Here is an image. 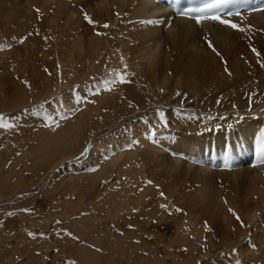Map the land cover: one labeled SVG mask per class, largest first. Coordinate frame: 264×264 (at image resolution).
I'll return each mask as SVG.
<instances>
[{
	"label": "bare ground",
	"instance_id": "obj_1",
	"mask_svg": "<svg viewBox=\"0 0 264 264\" xmlns=\"http://www.w3.org/2000/svg\"><path fill=\"white\" fill-rule=\"evenodd\" d=\"M81 9L97 22L95 29L85 22ZM254 9L241 10L240 17H232L236 22L252 26L251 31L241 34L210 21L197 26L190 17L176 15L160 0H0V36L11 40L17 56L25 53L36 82L49 79L38 75L41 66L57 68L59 65L60 79L66 84L74 82L79 86L78 91L89 85L85 82L90 77L103 79L107 72L122 70L124 65L120 58L123 56L132 74L131 82L116 86L117 89L109 93L111 99L125 96L135 103L150 100L152 95L159 97L160 91L168 95L167 99H173L176 92L183 94L191 82L199 81L198 84L193 82L190 89L210 110L197 117L188 108L179 112L180 106L172 101L167 110L168 128L158 130L161 135L158 139L157 134L151 139L148 153L160 158L152 165L156 172L180 175L188 171L186 174L198 183L194 186L197 194L193 198L183 197L186 218L179 219L180 214L172 213L167 217L172 219L167 226H158L163 230L173 226L183 228L180 223L184 221L190 231H197L208 240L255 238L264 234V165L250 148L255 145L259 131L264 129V69L256 63L257 57L250 51L249 44L256 47L264 59V11ZM115 13L120 14L119 18ZM148 19L159 22L153 25L139 22ZM104 23L111 27H100ZM34 31L39 35L29 37L23 44L14 39L18 37L16 34L26 36ZM94 31L106 35L96 36ZM204 37L212 41L227 61L231 76L224 72V63L207 47ZM61 88L60 82L58 91ZM107 94L90 98L102 100ZM217 100L224 106L217 104ZM87 147L91 150L95 147L99 156L106 154L94 141H89ZM225 150L231 157L228 168L225 167ZM176 151L181 153L178 157ZM183 155L188 162L182 161ZM118 158H123L122 152L116 153L115 159ZM148 194L150 192L140 193L134 198L131 192L125 191L105 207L104 220L109 217L113 223L120 224L123 234L109 224V230L101 229L99 222L103 221V216L99 210L102 207L92 212L90 225L98 233L94 237H88L86 232L79 234L106 250L107 258L103 261L119 258L126 262L134 257V261L142 263L151 256L152 264H163L149 244L143 247L132 240L133 236L141 237L139 233L122 225L123 220H132L128 202L136 201L135 205L141 207ZM112 205H119L113 213ZM174 207L165 211L173 212ZM229 208L247 227L232 220ZM125 214H129L128 217H124ZM190 215L193 218H189ZM205 222L211 231L205 232ZM159 231L151 233L163 241L166 237ZM75 244L72 247L76 255L85 260L97 258L101 253L85 244ZM137 248L143 249L142 255Z\"/></svg>",
	"mask_w": 264,
	"mask_h": 264
},
{
	"label": "rangeland",
	"instance_id": "obj_2",
	"mask_svg": "<svg viewBox=\"0 0 264 264\" xmlns=\"http://www.w3.org/2000/svg\"><path fill=\"white\" fill-rule=\"evenodd\" d=\"M16 36L24 37L23 34ZM0 42L12 45L11 48L0 49V114L19 117L17 129L0 130V264H70L72 261L75 264H124L125 261L119 258L103 261L107 258L106 250L96 251L101 252L97 258L85 260L76 255L72 245H94L91 248L102 249L99 244L79 234L86 232L88 237L96 236L98 230L90 225V217L95 209L101 207V229L109 230V224L117 233L123 234L120 224L113 223L109 217H106L107 220L104 218L107 204H112L113 199L118 200L125 191L131 192L134 198L140 193L150 192L147 199L141 202V207L135 205L136 201L128 202V213L132 220H123L122 225L129 231L139 233L141 237L133 236L132 240L143 247L149 244L163 264H235L236 260L240 264H264V234L250 237V241L249 237L221 241L208 240L204 235H198L197 231H190L184 221L180 223L183 228L168 226V229L163 230L158 226L172 221L167 218L169 212L160 208L162 203L168 206V211L173 206L183 209V213L174 210L172 213L180 214L179 219L186 218L183 197L193 198L197 194L194 186L198 183L186 174L188 171L177 175L175 172L162 174L154 170L152 165L160 158H153L148 153L151 147L148 130L155 131L157 139L161 136L157 132L165 127L159 126L155 112L158 109L163 111L168 122L167 110L172 101L180 106L179 112L188 108L197 117L204 116L210 110L209 106L201 103L190 89L199 81L191 82L182 96L175 94L173 99H167L168 95L164 91L159 92V97L152 95L148 102L142 100L133 103V99L125 96L111 99L109 93L102 100L90 98L94 103L79 105L83 111L77 112L71 120L62 122V126L52 132L41 126L39 117L25 110L45 104V108L52 111L57 108V102L74 109L72 96L67 92L77 85L74 82L66 84L60 79L56 67L45 66H41L38 75L49 77L48 81L44 78L42 82H36L25 53L20 52L17 56L14 45L6 37L0 36ZM45 69L49 71L45 72ZM107 73L103 79L108 78ZM189 79L192 80L191 77ZM22 81H28L30 88ZM60 82L62 88L58 91ZM85 83L91 86L92 81L89 79ZM46 102H50L51 107ZM133 140L139 143L130 150H121ZM89 141H94L106 150L104 155L109 158L102 160L103 155L99 156L93 147L89 157L82 159L80 164L65 163L78 156ZM117 152H122L123 158L115 159ZM180 154L175 152L177 157ZM182 157V161H187L186 155ZM97 164L98 171L88 173L85 170ZM205 172L201 174L202 177ZM148 180L153 183L146 185L145 181ZM105 181L107 183H103ZM160 192L165 194L163 198ZM202 196H206V193ZM116 207L119 208V205H112L111 213ZM22 209L31 211L23 212ZM9 212L13 215L8 216ZM189 218L193 217L190 215ZM57 220L62 223L57 225ZM232 220L237 221L235 218ZM64 229L79 239L63 235ZM157 229L166 237L163 241L151 233ZM28 232L36 233L37 236L31 238ZM40 233L44 235L41 237ZM252 244L256 247L253 248ZM142 248H137L139 255L143 254ZM233 249L237 251L233 252ZM150 258L147 262L137 263L132 257L125 264H152L153 258Z\"/></svg>",
	"mask_w": 264,
	"mask_h": 264
},
{
	"label": "snow or ice",
	"instance_id": "obj_3",
	"mask_svg": "<svg viewBox=\"0 0 264 264\" xmlns=\"http://www.w3.org/2000/svg\"><path fill=\"white\" fill-rule=\"evenodd\" d=\"M231 2H232V0H211L210 3H205L202 7L179 9V0H171V5L179 9L178 14L181 17H190L192 20H194V22L197 26L201 25L204 22L210 21L213 23H218V24H220V25H222V26H224V27H226V28H228L234 32L241 33V34H244L247 31H251V29H252L251 25H243L241 22H236L234 19H232V17H240L239 12L227 13V17H229V18H225V17L221 16L220 9L224 5L229 4ZM81 11H82L83 19L85 20V22L88 25L92 26L93 29H95L97 27V22L86 11H84L83 9H81ZM254 11H264V9H254ZM36 12L39 16V9H36ZM194 13L196 15H193ZM115 15L118 18L120 16L119 13H115ZM139 22L142 24L153 25V24L158 23L159 21L156 19H148V20H142ZM100 27H102L104 29H108L109 27H111V25L108 23H104L103 25H100ZM262 31H264V30H262ZM33 35H39V32L38 31L29 32L24 37L14 38V39H16L17 43L23 44L26 39H28L29 37H31ZM94 35L102 36V35H106V33L100 32V31H94ZM45 39H47V38H45ZM204 39H205V42L207 44V47L209 49H211V51L214 52L216 56L220 57L221 62L224 63V65H225L224 72L227 75L231 76L232 73H231L230 69L228 68L227 61L224 60L222 54L216 49V47L214 46V44L212 43L211 40H208L207 37H204ZM249 39H251V38H249ZM11 46H12L11 44H5V43L0 42V49H8V48H11ZM249 49L257 57L256 63L259 65V67L261 69H264V59H261L262 53L256 47H253L251 45V43L249 44ZM120 60H121V63L124 65L122 70L110 71L108 73V78H106V79H97L96 77H90L89 79H90V81H92L91 86L86 84L82 91L77 90L79 88V86H76L71 90V93H70L72 96L71 103L76 105V107L74 109L66 108L63 103L57 102V108L53 109L52 111H48L45 108V104H40L38 106L33 107L32 109H28L25 111L31 112V115L34 117H39L41 126L43 128L48 129L52 132L57 131L62 126V122L71 120L77 112L83 111V108L79 107V105L86 104V103H94V101L91 100L90 97L98 96L104 92L111 93V92L115 91L116 86L124 85V84L131 82L129 77L132 74L128 71V66L124 62V57L121 56ZM59 67L60 66L57 65L58 69H59ZM48 71H49L48 69H45V72H48ZM22 83L26 87L30 88V84L28 81H22ZM176 95L180 96L182 94L178 91L176 93ZM250 100H251V97H250ZM220 102H221L220 100H217V104H220ZM46 103H48L49 107H51L50 102H46ZM130 106H131V104H130ZM233 107H235V105H233ZM104 111H107V109H105ZM155 116L159 120V126L165 127V128L168 127V124L165 121V114L163 111H161L159 109L156 110ZM221 119H223V117H221ZM145 123H148V121H145ZM18 127H19V117H5L3 114H0V130L10 131V130L17 129ZM217 127H219V125H217ZM229 127H231V125H229ZM148 131L150 133L148 138L152 139L156 135V132L152 131L150 129ZM138 143H139L138 140H133L132 143L128 144L125 148H122L121 150H130L133 147V145L138 144ZM254 150H255V155H256L257 160L260 162V164L264 165V129H261L259 131L258 135L255 137V149ZM89 154H90V149L88 147H85L84 150L81 151L78 156L74 157L73 160L67 161L65 163L66 164H68V163L80 164L82 159L86 160L89 157ZM17 155H19V153H17ZM224 155H225V167H228L231 157L226 150H225ZM108 158L109 157L107 155L102 156V160H107ZM85 170L88 173H94V172L99 170V164H97L95 166L86 167ZM103 183H107V182L105 181ZM118 183L119 182H117V184ZM152 183H153V181H151V180L145 181L146 185H151ZM141 191H142V189H141ZM164 195L165 194L163 192H160V196L162 198L164 197ZM160 208L167 210L168 206L166 204L162 203V204H160ZM21 211L30 212L31 209H22ZM133 211L135 212L136 209H133ZM174 211L176 213H183V209H181L179 207H176L174 209ZM228 211L240 223L241 227H247L243 223L241 217L232 208H229ZM168 214L171 215L172 212H169ZM7 215L12 216L13 213L9 212V213H7ZM61 223H62V221H59V220L56 221L57 225H59ZM129 227L131 228L132 225H129ZM204 230H205V232L211 231L207 222H205V224H204ZM62 232H63V235L71 237L74 240L79 239V237L74 236L67 229L62 230ZM27 235L31 238H35L37 236V234L33 233V232H28ZM39 235L42 237L44 234L40 233ZM250 240H251V238L249 237V241ZM251 246L253 248L256 247L254 244H252ZM89 247L94 248L95 246L89 245ZM95 250L101 251V249H99V248H95ZM57 251H58V249H57ZM185 251H186V249H185ZM235 251H237V250L233 249V252H235ZM70 264H75V261L70 262ZM235 264H240V261L236 260Z\"/></svg>",
	"mask_w": 264,
	"mask_h": 264
}]
</instances>
